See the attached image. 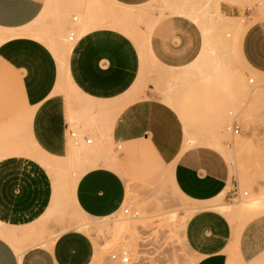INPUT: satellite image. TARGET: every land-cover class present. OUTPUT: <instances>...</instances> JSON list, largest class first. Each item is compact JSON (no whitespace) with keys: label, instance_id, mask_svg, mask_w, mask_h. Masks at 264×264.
Segmentation results:
<instances>
[{"label":"crops","instance_id":"1","mask_svg":"<svg viewBox=\"0 0 264 264\" xmlns=\"http://www.w3.org/2000/svg\"><path fill=\"white\" fill-rule=\"evenodd\" d=\"M102 1L112 6L107 19L99 16L104 22L88 16L77 22L72 0H0V264H91L95 245L76 226L78 215L112 216L126 201L125 177L162 173L198 206L184 233L194 264H264V214L235 234L217 209L223 204L213 202L232 174L219 137L210 145L187 143L181 114L172 98L169 104L158 96V75L147 68L180 71L200 61L203 21L222 59L229 47L223 31L232 32L260 89L264 17L252 23L246 13L244 23L229 16L211 25L200 16L208 4V12L221 13L222 3L240 0L202 7L170 0L152 14L136 7L157 0ZM41 25L55 35L78 27L71 50L54 44L58 57ZM230 74L214 77L229 87ZM262 93H250L248 121ZM87 133L95 136L91 143Z\"/></svg>","mask_w":264,"mask_h":264},{"label":"rangeland","instance_id":"2","mask_svg":"<svg viewBox=\"0 0 264 264\" xmlns=\"http://www.w3.org/2000/svg\"><path fill=\"white\" fill-rule=\"evenodd\" d=\"M72 1L80 9L72 13V17L78 18L77 22L83 21L85 16H88V19H96L103 15L107 19L108 11L112 10V6L102 0ZM192 1L197 7H202L208 0ZM225 2L227 3H222L220 7L222 14L219 11L208 12V4L200 16L211 25L212 21L230 19L229 16H238L240 23H244L242 21L246 20L248 14L252 23L260 21L258 17H264V0ZM169 3L170 0H157L155 6L136 8L146 9L152 14L158 8L168 9ZM230 7L239 11L232 12ZM101 18L100 21L104 22ZM202 22L206 45L199 62L180 71L154 65H148L147 68L148 73L158 75V80L154 82L158 96L164 102L173 103L181 114L185 123L187 143L208 144L207 141L219 137L222 149L228 151L227 155L221 150L227 157L232 172L227 189L229 195L226 196V191L213 202L230 205L233 210L238 209V212L235 210L237 213L232 209L228 211V207L222 210L232 222L237 234L251 219L264 214L261 211L264 210V87L256 88L259 77L246 69L238 43L230 40L232 32L223 31L224 39L229 40V47L227 52L223 53L222 59L216 35H211L213 30L208 29V24ZM139 24L146 28L143 23ZM44 26L41 25L49 31L47 33L52 36L54 44L71 50L73 42L69 37L71 33L78 35V27L76 33L70 27L66 33L55 35L56 32ZM226 32L230 36L226 37ZM209 37L211 39L208 42ZM220 72L231 73V76L226 78L229 87H224L220 83L221 80L214 77ZM169 75H173V78H169ZM262 76L264 78V75ZM250 78H254V82L251 83ZM255 91L262 94L252 105V116L248 121L246 110L251 105L250 93ZM170 98L173 100L171 103ZM234 119L240 126L239 134L229 129ZM76 125L77 123L73 126L75 130ZM87 134L95 139L91 133ZM125 178L127 196L119 212L104 218L81 214L76 219V226L90 235L94 242L96 258L91 264H111L110 255L121 250L130 256V262L126 264H194L195 259L185 241L184 233L189 218L198 206H194L188 198L179 193L165 173L140 179ZM246 200H262L261 208L258 205L252 209H256L258 213L252 210H244L247 213H241L243 210L237 206H241V203L244 205L248 202ZM126 208H129V213H125ZM132 211L138 212L139 215L134 217Z\"/></svg>","mask_w":264,"mask_h":264},{"label":"built area","instance_id":"3","mask_svg":"<svg viewBox=\"0 0 264 264\" xmlns=\"http://www.w3.org/2000/svg\"><path fill=\"white\" fill-rule=\"evenodd\" d=\"M73 38H74V35H71L70 39L73 40ZM229 126H230L229 128L233 129L236 134L240 132V126L237 124V121L235 119L232 121V123ZM71 136L75 138L76 143L79 142L76 138V133L72 132ZM87 141H88V143H91L92 138H89ZM128 210H129V208H126L125 213H128ZM133 213H134V215H136L135 213H137V212L132 211V214ZM110 259L112 260L111 264H126V263L130 262V256L122 250L112 253L110 255Z\"/></svg>","mask_w":264,"mask_h":264},{"label":"bare ground","instance_id":"4","mask_svg":"<svg viewBox=\"0 0 264 264\" xmlns=\"http://www.w3.org/2000/svg\"><path fill=\"white\" fill-rule=\"evenodd\" d=\"M78 18L77 17H75V20H77ZM71 35H74V38H75V34L74 33H71ZM71 35H70V37H69V40L70 41H73L74 40V38H73V40H71L70 38H71ZM50 43H51V45H52V47H53V50L55 51V53H56V55L59 57L60 55H59V52H58V49L56 48V47H54V43L52 42V41H50ZM60 59H62L61 57H60ZM250 81H253V80H250ZM229 129H231V128H229ZM234 131V130H233ZM235 133V132H234ZM240 133V132H239ZM239 133H237V134H239ZM236 134V133H235ZM224 150V149H223ZM225 153L228 155V151H225ZM43 161V160H42ZM62 166V165H61ZM246 201H248L247 203H244V205H243V203H241V206H237V208H241V211L243 210V212H241V211H239V212H241V213H247L246 211H244V210H252L253 208H255L256 206H260V204H262L261 203V201H249V200H246ZM246 201H243V202H246ZM263 205H264V203H263ZM226 207H228V211H230L231 209H232V211H237L238 209H235L234 208V210H233V207L230 209V205H228V206H224V205H220V206H218L217 207V209H219L220 211H222V210H224ZM235 207V206H234ZM239 208V209H240ZM257 208V207H256ZM260 208H261V206H260ZM227 209V208H226ZM225 209V210H226ZM258 210V209H257ZM234 212V213H237V212ZM253 212L254 211H256V209L255 210H252ZM260 211V210H259ZM262 212H264V210H261ZM223 212H225V211H223ZM257 212V211H256ZM255 212V213H256ZM128 213H129V210H128ZM232 213V212H231ZM248 213H250V212H248ZM252 213V212H251ZM258 213V212H257ZM260 213V212H259ZM136 215H134V213H133V216L134 217H137L139 214H138V212L137 213H135ZM227 214V213H226ZM233 216H234V214H232ZM186 222V221H185ZM147 226V225H146ZM185 227V226H184ZM184 227H183V229H184ZM96 258V256L94 257V259Z\"/></svg>","mask_w":264,"mask_h":264}]
</instances>
